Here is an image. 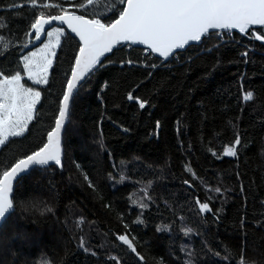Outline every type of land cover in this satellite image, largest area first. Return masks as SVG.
Segmentation results:
<instances>
[{"label":"trees","instance_id":"1","mask_svg":"<svg viewBox=\"0 0 264 264\" xmlns=\"http://www.w3.org/2000/svg\"><path fill=\"white\" fill-rule=\"evenodd\" d=\"M44 3L82 12L76 0H0L6 74L26 75L21 58L39 13L61 14ZM110 5L93 0L85 16L111 15ZM253 33L264 30L209 33L167 63L132 45L115 49L72 101L64 168H35L16 184L0 264H264V41ZM77 41L61 38L48 85L34 86L41 100L28 131L0 148V174L47 142ZM237 135V155H224ZM197 199L212 211L200 212Z\"/></svg>","mask_w":264,"mask_h":264},{"label":"snow or ice","instance_id":"2","mask_svg":"<svg viewBox=\"0 0 264 264\" xmlns=\"http://www.w3.org/2000/svg\"><path fill=\"white\" fill-rule=\"evenodd\" d=\"M71 2V0H69ZM35 6V0H32ZM93 0L80 2L76 0L73 5L82 10L81 14L69 12L60 4L49 5L44 3V8H60L61 14L45 16L40 12L31 23L30 28L34 30L35 39L39 40L44 33L51 37L64 34L62 27L52 28L45 32V25H51L58 21L61 25L67 24L71 33L79 38L77 41V52L74 56V65L71 70V77L67 80L66 89L60 100L58 115L55 119V127L47 133V143H44L37 151L32 152L24 158L16 160L8 169L0 174V222H6L14 213L15 205L11 198L13 192V180L21 174L30 170V166H46L50 163L61 165V131L69 114L70 100L74 96V90L81 85L86 76L95 68L102 66L101 57L106 53H113L117 45L142 44L146 45L152 53H158L160 57L169 58L174 50L182 49L189 42L201 41L209 30L238 29L240 33L248 34L252 26H262L264 30V0H111L108 13L97 17L85 18L89 6ZM11 8L22 7V5H11ZM0 27L5 25L0 24ZM31 35V33H29ZM254 39L264 41V35L253 33ZM69 38L75 39L69 34ZM4 39L0 36V41ZM60 42L57 39V45ZM27 47V45H25ZM50 46L45 44L39 51L45 52ZM8 44L3 45L0 55L8 51ZM55 52L51 57H55ZM247 55V53H244ZM37 58V52H30L21 58L23 72L27 79L32 80L36 85H48L49 69L52 67L53 59L47 54ZM126 64H134V60L123 61ZM151 67L155 68L153 64ZM23 79L21 70H15L14 74H6L0 68V146H5L10 137H20L29 129L30 122L34 119L37 111V104L41 100V91L33 87H25L21 82ZM129 101H135L140 109L148 104L147 100L134 97L132 92L127 95ZM253 99V93L247 92L243 96L244 101ZM160 123L157 121V128ZM241 144L240 136L235 137L234 143L224 149V155L236 156L237 147ZM213 155H216L213 152ZM191 171V169H188ZM124 177H121L123 180ZM89 187H94L87 176ZM187 183V181H186ZM220 188L216 189L219 193ZM200 212H211L209 203L197 199ZM141 207H147L141 204ZM51 211V209H47ZM137 223L143 221L137 220ZM127 227V225H125ZM165 229L167 226H164ZM158 231L162 229L158 228ZM188 235L192 229H184ZM123 244L128 245L132 252L136 248L126 235L118 236ZM81 247H84L81 238ZM87 250V249H86ZM141 261L144 257L136 253ZM95 255V253H93ZM109 259L119 264L117 257ZM159 264H164L161 260ZM187 264H191L188 261ZM244 264V261H241Z\"/></svg>","mask_w":264,"mask_h":264},{"label":"water","instance_id":"3","mask_svg":"<svg viewBox=\"0 0 264 264\" xmlns=\"http://www.w3.org/2000/svg\"><path fill=\"white\" fill-rule=\"evenodd\" d=\"M68 11H69V12H75L77 15L81 14V13L75 11V10H68ZM57 15H59V14H57ZM46 17H47V16H46ZM85 18L91 19V18H89V17H87V16H85ZM54 27H62V28L66 31V33L71 34V36H73V37H75L77 40H79V38L75 36V33H71V29L68 28L67 24H63V25H61L58 21H54L51 25H45V32L51 30V29L54 28ZM260 28H262V26H252V27L248 30V33H249L251 30H256V29H260ZM213 32H236V33H239V34H241V35H247V34H244V33H240L238 29H229V30H209V33H213ZM30 33H31V35H29V37H30V39H31V42L27 45V47H25V51H28V50H31V49H33V48H35V47L40 46V45L46 40V37H47L46 34L42 33V34H41V38H40L39 40H36V39H35V33H34V30H32ZM209 33H208V34H209ZM206 35H207V34H205V36H206ZM205 36L202 37L201 41L204 39ZM201 41H198V42H189V44L185 45L184 48H182V49H178V50H174V53H173L169 58H167V59H165V58H163V57H160L158 53H152V54L155 55L157 58L161 59V60H162V63H167V62H168V61H169V60H170V59H171L176 53H178V52H182V51H185V50H187L190 46H192V45H197V44H198L199 42H201ZM121 45H132V46H134V47H139V48H143V49H146V50L150 51V50L147 48L146 45H142V44H131V42H128V43H126V44H121ZM121 45H117L115 49H117V48H118L119 46H121ZM115 49H114V51H115ZM150 52H151V51H150ZM111 54H112V53H106L105 56L101 57L102 64L104 63V61H105V60H106ZM98 68H100V65H98V66L95 68L94 71H96ZM94 71H92L89 75L86 76L85 80L81 83V85L84 84V83L87 81V79L90 77V75H91ZM81 85L78 86V88L74 90V93H75V94H74V96H73V97L71 98V100H70L69 114H68V117H67V119H66V121H65V125H64V127L62 128V131H61V137H60V140H61V165H55L54 163H50L49 165H46V166H34V167L30 166V170H29L28 172L21 174L17 179H14V180H13V182H12V183H13V192L10 194L12 199H13L14 189H15L16 184L18 183V181H19L22 177H24L25 175H27L28 173H30L32 170H34L35 168H49V167H51V166H55V167H57L58 169H61V170L64 168V165H63V160H64L63 137H64V133H65L66 126L68 125V122H69V116H70V109H71L72 101H73L74 97L76 96V94L78 93L79 88L81 87ZM46 143H47V142H46ZM3 224H4V222H0V228L2 227Z\"/></svg>","mask_w":264,"mask_h":264},{"label":"rangeland","instance_id":"4","mask_svg":"<svg viewBox=\"0 0 264 264\" xmlns=\"http://www.w3.org/2000/svg\"><path fill=\"white\" fill-rule=\"evenodd\" d=\"M54 28H56V27H54ZM52 30V29H51ZM51 30H49V31H51ZM66 34V31L64 30V34H62V35H59V36H57L56 34H53L51 37H49V36H47L46 37V40L40 45V46H38V47H35V48H33V49H31V50H28V51H26L27 53L25 54V55H28L30 52H37V58L36 59H38L40 56H42V55H45V54H47L50 58H54V57H51V53L52 52H56V50H57V48L59 47L58 45H57V39H59V42L61 41V38L64 36ZM45 44H47V45H49L50 47L47 49V50H45V52H41V51H39L40 49H43V47H44V45ZM60 45V44H59ZM51 69V68H50ZM50 69H49V72H50ZM49 76V75H48ZM27 79V76L25 75L24 77H23V79H22V83L25 85V87H33V88H35L36 90H39L37 87H34V86H38V85H36V84H34L33 83V81L32 80H29L30 81V83L33 85V86H31L29 83H26L24 80H26ZM27 81V80H26ZM40 91V90H39ZM39 104V103H38ZM37 104V105H38ZM37 107V106H36ZM34 115H35V113H34ZM11 138H13V137H10V139ZM2 146H0V148H1Z\"/></svg>","mask_w":264,"mask_h":264}]
</instances>
